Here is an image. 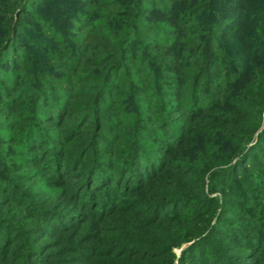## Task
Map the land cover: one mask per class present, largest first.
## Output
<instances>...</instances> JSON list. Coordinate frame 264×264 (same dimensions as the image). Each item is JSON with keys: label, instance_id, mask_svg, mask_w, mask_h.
I'll return each instance as SVG.
<instances>
[{"label": "trees", "instance_id": "obj_1", "mask_svg": "<svg viewBox=\"0 0 264 264\" xmlns=\"http://www.w3.org/2000/svg\"><path fill=\"white\" fill-rule=\"evenodd\" d=\"M35 1L0 0V76L2 70L7 74L0 78V93H7V105L13 109H17L16 100L24 101L31 96L35 98L32 107L27 109L31 116L27 130H16L20 120H10L6 115L2 117L0 133L12 134L9 138L0 137V146L9 144L8 148H0V153L8 157H22L28 164L47 161L44 167L49 165L52 169L47 175L49 178L53 176L57 180L60 176L62 181H67L73 177H85L91 180L93 186L97 185V181H106L98 178L102 173L114 169L109 164L114 163L115 156L120 157L122 163L119 167L122 168L117 174L116 185L112 186L113 180L112 185L104 190L101 217L111 212L110 201L114 197L127 199V204L133 203L136 199H128L130 193H135L146 179H162L165 175L170 177V166L172 172L196 174L199 177L196 188H192L190 180L183 178L179 180L181 184L172 183L173 190L161 191L166 194H160L157 202L150 204L140 200L146 206L143 213L152 212L150 225L160 221L177 223L183 220L187 231L184 238L158 242L133 239L127 243L111 244L107 248L109 253L114 258L129 254L137 260L173 264L176 255L174 248L187 243V247L182 248L178 264H264V0H236V6L231 4L232 0H124L125 3L121 5L115 0H108L105 4L101 3L110 8L105 15L108 23L103 27L97 24L98 16L91 11L100 5L97 4L98 0L89 3L84 2L86 0H49L41 7H36ZM254 1H258L257 4ZM79 6L82 9L76 10ZM117 6L127 11L125 16H118L125 21L121 24L120 32L111 30L112 26H109V21L115 15L112 8ZM49 15L53 16L50 18ZM30 16L31 22L38 26H28L31 24L27 21ZM71 21L80 23L74 29L81 26L79 29H93L95 34L104 30L106 36L101 38L109 42L113 51H108L101 60L89 59L87 46H72L88 39L72 34L74 26ZM160 22L167 25L162 26ZM226 22L234 25L233 28H226L230 25L220 26ZM39 26L41 28L38 29ZM184 33L189 39H184ZM32 34L41 40L31 39L30 42L28 36ZM143 38L148 39L145 46L149 45L141 51L137 45ZM226 39L232 40L229 42ZM24 42L34 44L42 57L48 58L49 54L53 55L58 50L69 51L70 60L64 64L67 61L65 58L63 63L49 68L51 73L47 72L40 80L36 79L40 75L39 70H34L35 76L31 75L34 76L33 85L20 88L24 76L18 75L15 58L20 57L16 55L22 52L21 44ZM191 46L194 48H186ZM152 49H164L166 52L152 54ZM133 50L137 55L135 62L142 52V60L140 57V63L134 64L141 69L138 74H131L138 80L125 78L123 82H128L130 88L116 94L112 88L122 84L116 78L124 70L127 71L125 77L130 76L127 62L132 59ZM213 52L218 55L217 63L212 61ZM148 62L151 64L147 68L145 63ZM159 62L164 66H157ZM92 63L101 67L103 74H89L81 79L80 73L85 72V67H91ZM9 65L11 68L6 70ZM188 67L190 74L180 72ZM220 67L228 71L218 70ZM63 69L72 74L60 75V79L52 74ZM175 70L177 74L164 76V73ZM54 77L59 81L55 82ZM96 80L101 84H82ZM57 88L63 92H56ZM37 89L40 92H34ZM96 90L98 93L93 100L92 111L81 114L73 126L65 127L68 130L42 128L43 120H51L52 128L64 127L68 121L66 117L72 116L70 103ZM185 92L188 95L186 99L183 98ZM140 94L149 96L140 100L143 99ZM246 95L252 100L247 99ZM125 96L133 100L137 98L139 103L150 104L145 108L149 114L156 115L154 120L160 121L162 118L159 115L167 111L162 120L166 130H140L139 126L138 130H119V124L111 122L113 114L108 111L112 108V102L105 104L104 98L114 101ZM170 97L173 106L166 108ZM60 100L64 102H58ZM177 112L182 114L183 124H176L175 130H170L175 119L173 115ZM100 113L109 118L106 134L101 133L105 125L99 126L97 123ZM125 117L115 116L120 124L126 120ZM203 117L205 120L199 123ZM194 123L196 126H193ZM89 125L97 129L85 130ZM179 125H182L181 129ZM121 142L127 146L118 150L116 145ZM177 154L184 156V168L174 167L170 163L174 159L177 161ZM187 156H191V159ZM195 157L200 160L193 167L195 159L192 158ZM97 158L101 159L100 163ZM222 165H225L223 169H216L210 175L213 174L215 179L226 177L228 181L224 184L217 182L218 186L213 182L207 188L203 175L213 167ZM8 170L0 168V190H15L16 199L21 198L34 208L40 207L33 198L13 186V180L7 178ZM139 170L143 172V179H133ZM131 171H134L132 175ZM121 180L127 184L123 192L116 189ZM185 181L188 187L184 185ZM93 186L90 190H95ZM219 186L224 187L223 191L226 190L227 194L237 195L227 200L232 203L224 200L230 208H222L224 214L221 216L213 211L216 197L210 193ZM83 189L71 191L77 202L76 210L79 211L74 215L75 228L87 217L89 209L96 211L99 205L96 203H101L96 200L97 194L93 196L95 201L88 203L86 199L91 195L84 194ZM100 190L103 188H98ZM191 190L196 191L198 196H194ZM109 194L113 198L108 200ZM137 201L133 203L134 206ZM226 212L233 215L227 217ZM203 220V228L193 225ZM65 224L62 226L69 229L74 227L69 226L70 219ZM54 228V224H41L33 233H28L32 230L23 229L15 221L0 215V262L11 258L13 247L18 245L20 238L30 240L31 236L41 234L54 238L57 231L66 229ZM31 241L35 243L38 239ZM26 251L23 256L27 260L20 264H39L37 261L50 264L46 259L41 260L44 254H41L40 248L26 246ZM11 259L15 261L14 264L21 260L15 257Z\"/></svg>", "mask_w": 264, "mask_h": 264}, {"label": "rangeland", "instance_id": "obj_2", "mask_svg": "<svg viewBox=\"0 0 264 264\" xmlns=\"http://www.w3.org/2000/svg\"><path fill=\"white\" fill-rule=\"evenodd\" d=\"M49 0H37L35 1L34 5L36 7H41V4H45ZM56 1V0H55ZM72 0H70L71 2ZM92 0H86L84 2H91ZM97 4H100L97 6V8H92L91 11L97 14L98 18L97 24L100 26L107 25L108 20L106 19V11L110 8H107L105 5L101 3H106L108 0H98ZM118 2L119 5L122 3H125L124 0H115ZM232 5L236 6V0L231 1ZM258 1H254V4H257ZM1 8V7H0ZM82 9L81 6L77 7L76 10ZM87 10V9H86ZM112 11L115 12L114 19L109 21V26L111 30L113 31H118L120 32L122 30L121 24L124 21V19L118 18V16H125L127 14V11L123 10L120 8V6H117L116 8H112ZM50 18L53 15H49ZM122 18V17H121ZM109 19V18H108ZM28 22H31V16L29 19H27ZM128 20H126L127 22ZM72 25L74 26L71 30L72 34L76 37H82L83 39H88V41H85L84 43H75L72 46H87L89 50V59L91 58L92 61L96 60H101L107 52L113 51V49L109 46V42L107 40L102 39V37L106 36V33L104 30H101L99 34H95L96 32L93 29H88L86 30H81L79 28H82L81 26L76 28V26H79L77 22L71 21ZM162 26L167 25L163 24L160 22ZM172 24V23H169ZM230 25L231 27H226ZM28 26H38L35 22H31ZM224 26L226 28H233L234 25L226 22L225 25H220ZM41 28V26L38 27V29ZM26 30L29 31L28 28H25ZM197 34H200V32H197ZM100 35V36H98ZM184 39H189L186 33H184ZM30 37L29 41L34 39L35 41L41 40L40 38H36L35 35L28 36ZM45 39V38H44ZM31 40V41H32ZM175 40V39H174ZM227 41L231 42L232 39H226ZM30 41V42H31ZM30 42H24L21 44V50L22 52L19 53L20 57H16V68H19L18 75L19 76H24L22 79V83H20V88L24 86H29L33 85V77L35 76L34 70H39L40 75L36 77L37 80H40L43 75H45L47 72H49V68H53L56 64H61L66 60L67 61L64 63L66 64L70 60V52L65 51L63 52L62 50H58L54 52L53 55L49 54V57H42L41 53L36 50L34 44H30ZM48 42V41H47ZM139 44L137 45L138 48L143 49L148 48L147 45L145 46L146 42H148V39L143 38L142 40H139ZM196 47V45H195ZM71 48V46L69 47ZM69 48L67 50H69ZM119 48V45H118ZM187 49L190 50L193 49L194 47H186ZM26 49H28L26 51ZM20 50V49H17ZM16 50V51H17ZM181 50H186V49H181ZM101 52V53H100ZM106 52V53H103ZM163 53L166 52L164 49H152L151 53ZM27 53V55H25ZM13 54V53H12ZM121 55V52H119ZM52 56V57H51ZM131 60H129L127 63L129 65V70L128 72L130 73V76L125 77V73L127 72L126 70L122 71L120 73V76L116 78L117 82L122 83L121 86L113 87L112 90L114 92H117L116 94H119L120 92H126L128 91L129 83L123 82L125 78L128 80L130 78L131 81L138 80L135 79L134 76L131 74H138L141 68L137 67L138 64L140 63V57L142 56L139 55L138 61L135 62L136 59V53L133 50L131 54ZM217 53L213 52L212 53V61L217 63ZM30 58V60H29ZM142 60V57H141ZM91 61V62H92ZM142 66L144 67L143 62H141ZM151 62L145 63V67L148 68V65H150ZM164 63L159 62L156 63L157 66L163 67ZM6 70L11 68V65L6 66ZM146 68V69H147ZM218 70H227V68L220 67ZM103 70H101V67H98L96 64L91 65V67H85V72L80 73V78L87 77L89 74H103ZM177 70L172 71L171 73H164V76H171L172 74H177ZM183 74H190L191 72L189 71V67L183 69V71H180ZM224 72V71H223ZM2 75L0 78H4L7 76V74L2 70ZM34 74L33 77L31 75ZM52 74L60 79V75H70L72 74L69 72L67 69L63 70H58L56 72H52ZM128 74V73H127ZM54 77V81H59ZM78 77V78H79ZM12 78V76H10ZM35 80V79H34ZM2 81H0V88H1ZM84 84H97L100 85L101 81L96 80V81H87L82 83ZM56 92H63L62 89H55ZM34 91V90H33ZM40 92V90H36L34 92ZM170 92V91H168ZM98 91H94L89 93L88 95H85L84 97L72 101L70 104V108L73 111L72 116L66 117L65 120H68L67 123H65L64 127L59 128H52L50 127L52 124L49 123L51 120H43L44 123L42 128L44 130H68L65 129L66 126H73L74 123L77 122L78 118L80 117L81 114H89L93 108V100L96 98ZM234 95V93H233ZM7 93L1 92L0 93V123L1 119L3 116H7V118L11 119H18L19 121V127L16 130H27V127L29 125V121H31V116L29 115V110L27 109L32 107V104L34 103V96L29 97L28 99H25L24 101H17L16 108L13 109L14 107H11L7 105ZM17 95H15L16 98ZM140 100H145V98H148L149 95L147 94H140L139 95ZM186 92L183 95V98H187ZM247 99H251L249 95H246ZM105 104H109L112 102V108L108 110L110 113H112L111 117V122H114L115 124H119L117 127H120L119 130H138V126L140 127V130H166L165 126H162L163 123V117L165 116V113L167 112H162L159 116L162 118L160 121L158 119H155L156 115H151L148 113L146 110L145 106H151L150 104L147 103H139V100L135 98L134 100L130 96H125L123 98L116 99L114 101L109 100L108 98H104ZM252 100V99H251ZM254 100V99H253ZM168 104L166 105V108H171L170 106H173L171 101L173 102L172 97L167 99ZM19 102V103H18ZM58 102H64L63 100H60ZM136 106V107H134ZM81 108V110H79ZM27 111V112H26ZM118 114V115H117ZM214 114V113H213ZM101 115V113H100ZM125 115L126 120L122 121V123H118L116 121L115 116H122ZM29 116V117H28ZM175 117L174 120H172V123L170 125V130H175L174 127L177 126L176 124H183V116L181 113H175L173 115ZM128 117V118H127ZM52 119V117H50ZM138 118V120H137ZM204 118V117H203ZM62 119V118H61ZM137 120V122H136ZM204 119H202L200 122H202ZM155 121V122H154ZM52 122H55L54 120ZM107 122H109V118L102 114L101 117L97 119V123L105 125L101 129L102 134H106V129H107ZM263 122H264V111H263ZM197 124V123H196ZM97 126V124H95ZM179 129L182 128V125H179ZM193 126H196L195 123ZM96 127L94 126H87L85 127V130H96L94 129ZM3 130H8V129H3ZM12 130V129H11ZM169 130V129H168ZM11 132H1L0 137L2 138H9L11 136ZM4 146V147H2ZM9 144H3L0 146L3 150L4 148H8ZM127 144L124 142H121L116 145L118 150H122L124 147H126ZM127 154V153H126ZM125 154V155H126ZM177 161L176 159L171 160V164L174 165V167H179V168H184L183 160L184 156L182 154H177ZM191 156H187L188 159ZM183 158V159H182ZM115 161L114 163L109 164L112 166V170L107 171L102 173L101 178L99 177L98 179L101 180H106L105 182L97 181V185L93 186L91 184V180L85 179V177H82V179H77L76 177L72 180H67V181H62L60 179V176L58 177L59 179L55 180L53 179V176L49 178L48 173L52 170L51 168L44 167L46 162L38 161L37 163L34 164H28L22 157L14 156V157H8L6 154L0 153V168H7L8 174L7 178H10L13 180V186L20 188L21 192L26 193L28 196L33 198L39 204L40 207L37 206V208H34V206L28 205V203L25 200L16 199V191H8V189L5 188V190H0V215L4 217H8L9 220L15 221L16 223L19 224V227H23V229L26 230H32L29 231L28 233L32 232L35 230L37 227H39L41 224L46 225V224H54L55 228L54 229H61L62 227L65 229V226H62L65 224V221L67 219H70L69 226L73 225L71 229L66 228L65 231L62 232L63 229H61V232L57 231L55 234L54 238L48 237L47 235H33L31 236L30 240H25L26 237L20 238L18 245H14L12 253H11V258H21L18 264H20L23 261L27 260V257H24L27 253L26 251V246H31L34 248H40L41 249V254L43 257L41 260H47L50 264H160L156 260L155 261H144V260H137L133 256L126 254L121 258H114V255L109 253L107 250L108 246L111 244H121V243H127L130 241H134L135 239L138 241L142 242H158V241H164L165 239L171 240H177L184 238L185 235L187 234V231H185L186 225L183 220H179L177 223H169V222H157L154 224H148L150 221H152L151 214L152 212L148 214H144L143 210L146 208L145 205H142L143 201L141 202L140 200H145L150 204H153L157 202L161 195H165L166 193H161L163 190H171L172 189V183L173 182H178L181 184V179H186L190 180V185L192 188H196L198 185V180L197 177L198 175L192 174V173H177V172H172L171 171V166L169 167V175H165L162 179H151L143 183L140 188L136 189L134 192L135 193H130V197L128 199L135 198L136 201L138 202L136 206H134L133 203L135 202H130V204H127L126 200L127 199H119L118 198H113L110 196L108 197V200L111 199V207L107 215H102L103 212H101L100 207L103 204L104 201V190H107L106 188L110 187L112 185L113 187L116 185V178L117 174L121 171L122 167H119V164L122 163V160L120 157L115 156L114 157ZM126 159V157H125ZM124 160V162H126ZM195 159L193 160L194 164H192L193 167L196 166V164L199 162L200 158L195 157L192 158ZM100 163V158L96 159ZM105 162V161H104ZM109 162V161H108ZM49 164V163H48ZM126 165V164H125ZM123 165V167H125ZM225 165L222 166H217L213 167L210 171L205 173L204 179H205V185L206 187L210 188V184H217V182H220L222 184L226 183L228 179L225 178H214L212 176L213 174L210 175L211 172H213L216 169H223ZM135 172V175L133 176V179L140 178L143 179V172L140 173ZM134 173V171H131V175ZM50 174V173H49ZM200 176V175H199ZM212 176V177H211ZM1 178V177H0ZM121 179V178H120ZM118 179V180H120ZM132 179V180H133ZM214 179V180H212ZM61 180V181H60ZM114 182L110 184L112 181ZM178 180V181H175ZM130 180H128V184H130ZM139 182H141L139 180ZM78 184H81L80 187H78ZM185 186H189V184L185 181L184 183ZM94 187L95 190H90L91 187ZM127 184L121 180V184L118 183V186L116 189L119 191L123 192L125 191ZM129 186V185H128ZM1 187V185H0ZM83 189L84 194H90L91 198L86 199L89 202L92 200L95 201V194H97L98 198L96 199L98 202L101 203H96L99 204L96 206V211L94 209H89L87 212L88 215L84 219L83 222L80 223V225L75 228L76 223H75V217L74 215H77L79 211L76 210L77 202L73 199V194H71L72 190H80V188ZM98 188H103V190L98 191ZM206 188V189H207ZM222 186L216 187L214 191H210L212 193V196H215L216 199L214 200V209L213 211H216V214L218 215H223L224 211L222 208L225 206L229 205L224 202V200H232L235 196L237 195H231L227 194L226 190L223 191ZM121 189V190H120ZM173 190V189H172ZM194 194V196H198L196 191L191 190ZM207 192V190H206ZM225 192V193H224ZM94 193V194H93ZM208 193V192H207ZM93 194V195H92ZM158 194L160 195L158 197ZM168 195V194H167ZM94 196V197H93ZM72 197V198H71ZM102 197V200L100 199ZM153 202V203H151ZM229 203H232L231 201H227ZM123 205L121 208H119V204ZM141 204V205H140ZM127 205V206H125ZM169 208V207H168ZM168 208H165L168 210ZM230 208V207H229ZM232 208V207H231ZM83 212V211H81ZM227 217L233 215L228 212L225 213ZM169 216L171 214L168 213ZM190 215V214H188ZM97 216V217H96ZM148 218V219H147ZM87 221V222H86ZM215 222V221H214ZM213 222V223H214ZM204 220L199 221L194 223L193 225L203 228L202 226L204 225ZM148 224V225H146ZM59 225L60 228H56V226ZM67 225V224H65ZM38 239L35 243H33L31 240ZM134 239V240H133ZM182 247H176L174 248V252L176 253L175 258H174V263L173 264H178L179 263V258L181 256L182 248L187 247V243H183ZM109 253V255H108ZM46 254V255H45ZM23 256V257H22ZM167 255L164 256L166 258ZM9 258L8 261L6 262H0V264H14L15 261L12 262V259ZM162 258V257H161ZM39 264H42V261H37ZM29 263V262H28Z\"/></svg>", "mask_w": 264, "mask_h": 264}]
</instances>
